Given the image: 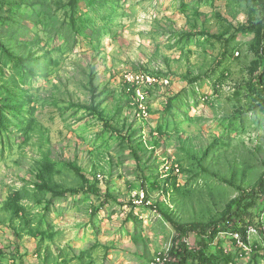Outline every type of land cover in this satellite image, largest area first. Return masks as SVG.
<instances>
[{
    "label": "rangeland",
    "instance_id": "obj_1",
    "mask_svg": "<svg viewBox=\"0 0 264 264\" xmlns=\"http://www.w3.org/2000/svg\"><path fill=\"white\" fill-rule=\"evenodd\" d=\"M263 28L262 0H0V264H157L166 216L264 264V204L222 221L264 174Z\"/></svg>",
    "mask_w": 264,
    "mask_h": 264
},
{
    "label": "trees",
    "instance_id": "obj_2",
    "mask_svg": "<svg viewBox=\"0 0 264 264\" xmlns=\"http://www.w3.org/2000/svg\"><path fill=\"white\" fill-rule=\"evenodd\" d=\"M264 6V0H262ZM262 46L259 49V66L256 70V90L259 94L262 106L264 108V28L262 36ZM80 175L77 168H73ZM44 179V178H39ZM40 191H47L57 195L67 194L68 191L57 192L52 187L48 186L46 183L43 185H37ZM95 192L94 189L90 187H85L81 191H70L76 194L81 192ZM264 204V174L260 177L258 183L252 190H242L239 197H236L229 204L228 215L222 218L224 224L229 226H235L236 229L240 231L244 238L247 237V230L251 223L257 224L262 227V221L260 218L259 208ZM169 222L177 230L178 236L176 238L175 244L171 248L168 261L166 264H214V262L208 258L204 250L200 247H193L190 244L189 237L190 233L195 232L199 235L201 239L207 237L214 238L216 232L213 231L215 224H181L170 216H166ZM240 223V224H239ZM239 225V227H237Z\"/></svg>",
    "mask_w": 264,
    "mask_h": 264
},
{
    "label": "built area",
    "instance_id": "obj_3",
    "mask_svg": "<svg viewBox=\"0 0 264 264\" xmlns=\"http://www.w3.org/2000/svg\"><path fill=\"white\" fill-rule=\"evenodd\" d=\"M143 101H144V99H143ZM168 258H169L168 256L163 257V258H159L157 264H166V262L168 261Z\"/></svg>",
    "mask_w": 264,
    "mask_h": 264
}]
</instances>
